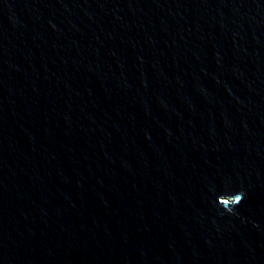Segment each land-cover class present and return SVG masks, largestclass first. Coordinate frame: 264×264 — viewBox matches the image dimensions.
Returning a JSON list of instances; mask_svg holds the SVG:
<instances>
[{"label":"water","instance_id":"obj_1","mask_svg":"<svg viewBox=\"0 0 264 264\" xmlns=\"http://www.w3.org/2000/svg\"><path fill=\"white\" fill-rule=\"evenodd\" d=\"M0 264H264V0H0Z\"/></svg>","mask_w":264,"mask_h":264},{"label":"clouds","instance_id":"obj_2","mask_svg":"<svg viewBox=\"0 0 264 264\" xmlns=\"http://www.w3.org/2000/svg\"><path fill=\"white\" fill-rule=\"evenodd\" d=\"M210 191L215 196L214 205L222 210V214L238 215L237 207L243 202L246 195L243 189L235 192L226 190L219 194L214 189H210Z\"/></svg>","mask_w":264,"mask_h":264}]
</instances>
